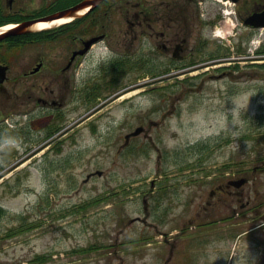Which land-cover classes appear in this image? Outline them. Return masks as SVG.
Wrapping results in <instances>:
<instances>
[{"label":"rangeland","instance_id":"374dc122","mask_svg":"<svg viewBox=\"0 0 264 264\" xmlns=\"http://www.w3.org/2000/svg\"><path fill=\"white\" fill-rule=\"evenodd\" d=\"M48 1L15 2L31 8ZM5 3L0 0L2 9ZM112 25L113 42L123 50L117 44L122 24L115 19ZM233 27L232 19L218 27L231 41L230 59L166 73L161 57L156 78L142 75L150 86L126 76L123 87L132 92L124 99L114 96L122 91L109 90L108 99L87 103L73 96L74 82L72 89L49 83L56 98L59 90L69 92L58 126L65 132L49 140L45 154L43 147L34 151L39 137L27 134L31 161L18 162L16 139L2 145L17 154L11 162L17 164L0 182V264H264V68L255 66L264 65L258 54L264 35L253 38L242 58L228 36ZM211 38L215 48L224 47L219 36ZM70 48L52 44L49 54H70ZM211 52L206 61L216 57ZM117 53L99 46L92 65ZM28 90L19 88L20 97ZM14 120L8 131H15ZM138 127L144 131L126 136ZM236 177L249 181L240 191L254 212L243 216L237 205L240 216L209 227L217 218L206 204L211 190ZM40 255L47 262L37 261Z\"/></svg>","mask_w":264,"mask_h":264},{"label":"flooded vegetation","instance_id":"af4514ba","mask_svg":"<svg viewBox=\"0 0 264 264\" xmlns=\"http://www.w3.org/2000/svg\"><path fill=\"white\" fill-rule=\"evenodd\" d=\"M15 1L17 2L7 0L3 9L0 6L1 20L24 26L21 34L0 41V65L8 67L7 79L0 84V155L3 157L0 182L12 176L8 170L17 164H11L13 159H17V154L14 155L9 149H2V145L9 139H16L22 150L18 162L26 158L31 161L33 137L27 134L39 137L35 142L40 145L34 151L43 147L45 154L49 149V140L54 139L52 137L56 134V128L63 121L69 92L66 91L64 95V91L59 90V98H56L55 91H49V83H67V87L72 89L74 82L73 96L91 100L96 96L98 87L105 82H112L113 78L117 86H124L123 82L128 75L126 57L129 53L140 56L145 67L149 66L148 61L159 64V58L162 57L166 62L164 70L176 68L188 71L202 69L212 61L230 59L231 50L228 48L231 41L227 36L222 35L220 42L224 47L218 48H215L217 45H213L211 38L212 34L216 35L218 27L224 29L230 19L234 22V27L228 36H233L236 47L232 49L241 54L242 58L247 57L253 38L264 35V26L255 27L249 22L253 16L264 13V0H163L155 3L149 0H121L123 3L119 4L110 1L101 9H91L82 16L78 15L74 25L77 31L70 38L55 31H42L37 27L42 20L69 8L64 7V0H43L48 2L34 3L31 8ZM114 13L121 15L113 16ZM115 19L121 22L124 29L119 34L121 39L117 40L123 50L118 49L113 42L117 38L112 25ZM84 28L89 31H82ZM96 38L98 41L80 55L86 49L88 41ZM66 42L71 45L70 54L60 52L50 56V45ZM99 46H104L108 52L117 50L118 53L114 58L102 56L99 65L93 66L95 50ZM211 47V56L216 57L212 61H206ZM75 53L78 54L75 56ZM21 87L29 89L23 98L19 94ZM34 88L41 95H35ZM9 106L17 111L16 115L21 116L20 119L14 120L15 113L12 111L5 112ZM49 112L52 113L51 116ZM9 119L15 121V131H8L7 126H12ZM21 150H17L18 154H21ZM239 179L227 178L216 189L211 190L212 199L206 204L217 218L209 222V227L234 220L241 215L237 212L238 208L243 211V216L254 212L250 196L246 202H242L245 194L235 183ZM248 183L249 181L246 184ZM227 207L231 208L232 214L225 216L223 213Z\"/></svg>","mask_w":264,"mask_h":264},{"label":"water","instance_id":"95a60500","mask_svg":"<svg viewBox=\"0 0 264 264\" xmlns=\"http://www.w3.org/2000/svg\"><path fill=\"white\" fill-rule=\"evenodd\" d=\"M103 0H85L81 3H79L78 5L74 6V7H71L55 16H52L50 17L49 19L47 20H57V19H61V18H68V17H75V14L81 10H84L86 8H90L91 9H94L95 7H97ZM45 20V21H47ZM249 22L254 25L255 27H263L264 26V13L263 14H259V15H255L253 16L251 19H249ZM22 28L23 27H18V28H15V29H12V30H9L7 31L6 33H3L0 35V40L8 37V36H11V35H16V34H19L21 33L22 31ZM98 39H92L90 40L88 43H87V47L85 50H83L82 52H80L81 54H84L86 52V50L90 47V45L94 42H96ZM77 54V53H76ZM75 54V55H76ZM2 69V70H1ZM5 70L6 68H2L0 67V83L4 81L5 77H6V74H5ZM143 128L140 127L138 129H136L135 132L132 133V135H139L140 133L143 132ZM130 136V135H129ZM99 175H102V172H98ZM90 176H88V178H90ZM245 179H242L240 180L237 185L240 186L242 185L243 183H245Z\"/></svg>","mask_w":264,"mask_h":264},{"label":"trees","instance_id":"16d2710c","mask_svg":"<svg viewBox=\"0 0 264 264\" xmlns=\"http://www.w3.org/2000/svg\"><path fill=\"white\" fill-rule=\"evenodd\" d=\"M80 1H82V0H64V7H68V6H71V5H74V4H76V3H78V2H80ZM110 2V0H106L105 1V3H109ZM107 4H105V6H106ZM108 15H109V13H108ZM5 22H7V21H3V20H1L0 19V25H2V24H5ZM75 23H77V22H75ZM75 23L74 24H72L71 26H68V27H66L65 28V30H67V31H69V32H71V33H73V32H75L77 29H76V27L74 26L75 25ZM64 29H58V30H56V33H61L62 31H65ZM82 31H85V32H88L89 31V29H82ZM261 52H263L264 53V47L262 48V50H261ZM132 63H134V64H136V62L134 61V62H132ZM132 65V64H131ZM130 65V66H131ZM263 68V67H262ZM95 99V98H94ZM4 214V211L0 208V217L2 216ZM36 260L37 261H39V262H47V256L46 255H40V256H37L36 257Z\"/></svg>","mask_w":264,"mask_h":264},{"label":"bare ground","instance_id":"6f19581e","mask_svg":"<svg viewBox=\"0 0 264 264\" xmlns=\"http://www.w3.org/2000/svg\"><path fill=\"white\" fill-rule=\"evenodd\" d=\"M86 12H87V10H83V11L79 12L78 15L82 16V15H84ZM71 21H73L72 18H62V19L55 20V21H53V22H40V23H38L37 27H38L39 29L44 30V29H49V28L55 27V26H59V25H63V24H67V23H70ZM12 27H14L13 24L8 25V26H5V27H3V28H0V33H1L2 31H5V30H8V29H11ZM218 35H219V32L217 33V36H218ZM134 92H136V91H134ZM128 96H129V94L125 95L122 99H124V98H126V97H128ZM122 99H121V100H122Z\"/></svg>","mask_w":264,"mask_h":264}]
</instances>
